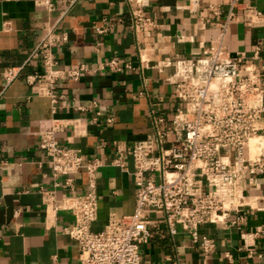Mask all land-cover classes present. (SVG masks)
<instances>
[{
	"label": "crops",
	"instance_id": "crops-1",
	"mask_svg": "<svg viewBox=\"0 0 264 264\" xmlns=\"http://www.w3.org/2000/svg\"><path fill=\"white\" fill-rule=\"evenodd\" d=\"M244 4L260 13L262 25L230 22L222 45L230 56L244 53L241 74L246 67L257 70L264 86V0H242L238 15ZM136 8L147 25L134 28ZM226 13V0H61L50 13L33 0H0V264H78L66 199L86 195L88 177L85 169L70 176V188L63 186L66 176L53 177L38 147L40 131L53 121L63 126L59 147L78 150L85 163L99 162L90 230L101 232L111 217L134 213L132 161L124 155L126 171L114 167L116 151L151 139L155 118L162 119L165 146L173 141L172 120L183 104L166 82L172 74L167 63L196 59L215 46ZM47 27L66 37L52 50V69L61 73L56 104L34 79L44 71L42 59L31 57ZM110 60L117 68L104 67ZM80 66L76 79L65 76ZM9 68L19 69L18 76L4 87L2 73ZM260 121L264 141V112ZM238 217L233 226L200 225V236L215 245L204 255L179 226L171 235L162 216L149 211L150 238L140 246V264H264V175L245 177L230 220Z\"/></svg>",
	"mask_w": 264,
	"mask_h": 264
},
{
	"label": "built area",
	"instance_id": "built-area-1",
	"mask_svg": "<svg viewBox=\"0 0 264 264\" xmlns=\"http://www.w3.org/2000/svg\"><path fill=\"white\" fill-rule=\"evenodd\" d=\"M48 13L61 0H33ZM242 0H226L227 13L220 25L216 45L196 59H177L167 63L172 74L166 82L174 87L176 97L183 104L172 120L173 141L166 147L159 130L162 119H153L154 135L149 140L135 142L128 150L117 149L112 165L126 171L123 156L132 161L131 176L136 187L135 210L130 216L111 217L101 232H92L91 224L97 216L94 174L99 162L85 163L80 152L59 147L56 134L63 128L53 121L39 133L38 147L49 158L52 175L66 176L64 187H71L70 176L85 169L88 192L84 196H70L66 209L74 216V226L68 231L79 247L78 264H140V246L150 238L147 214L153 211L162 216L169 233L179 226L204 255L214 249V242L201 237L202 224L233 226L240 220H230L238 212L242 187L246 176L264 175V141L258 136L264 112V86L260 73L244 68L247 57L238 52L230 56L222 45L228 23L242 22L248 27L262 25L256 9ZM134 28L145 26L149 20L140 8L131 11ZM97 33L104 32L96 29ZM66 37L47 27L43 38L31 53L41 58L44 71L34 77L38 88L56 104L53 92L58 71H54L52 50ZM259 50L252 57L257 59ZM104 67L114 69L110 60ZM130 69L131 67L126 66ZM83 66L65 73L76 79ZM19 69L3 71L4 87L17 76ZM258 140L257 153L250 156V142ZM54 264V263H49Z\"/></svg>",
	"mask_w": 264,
	"mask_h": 264
},
{
	"label": "bare ground",
	"instance_id": "bare-ground-1",
	"mask_svg": "<svg viewBox=\"0 0 264 264\" xmlns=\"http://www.w3.org/2000/svg\"><path fill=\"white\" fill-rule=\"evenodd\" d=\"M257 148H258V140L256 138H254L250 142V149H251V154L252 155L254 154V152H256Z\"/></svg>",
	"mask_w": 264,
	"mask_h": 264
},
{
	"label": "rangeland",
	"instance_id": "rangeland-1",
	"mask_svg": "<svg viewBox=\"0 0 264 264\" xmlns=\"http://www.w3.org/2000/svg\"><path fill=\"white\" fill-rule=\"evenodd\" d=\"M253 150V149H252Z\"/></svg>",
	"mask_w": 264,
	"mask_h": 264
}]
</instances>
